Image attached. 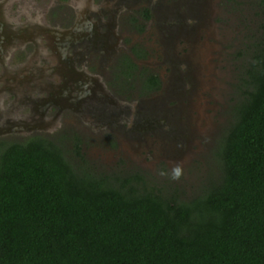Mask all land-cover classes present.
Here are the masks:
<instances>
[{"label": "flooded vegetation", "instance_id": "af4514ba", "mask_svg": "<svg viewBox=\"0 0 264 264\" xmlns=\"http://www.w3.org/2000/svg\"><path fill=\"white\" fill-rule=\"evenodd\" d=\"M223 1L0 0V140L69 126L138 165L172 162L210 111L211 70L194 62L226 24Z\"/></svg>", "mask_w": 264, "mask_h": 264}, {"label": "trees", "instance_id": "16d2710c", "mask_svg": "<svg viewBox=\"0 0 264 264\" xmlns=\"http://www.w3.org/2000/svg\"><path fill=\"white\" fill-rule=\"evenodd\" d=\"M257 2L231 119L196 192L163 193L139 173L95 176L44 137L1 140L0 264H264V0Z\"/></svg>", "mask_w": 264, "mask_h": 264}, {"label": "rangeland", "instance_id": "374dc122", "mask_svg": "<svg viewBox=\"0 0 264 264\" xmlns=\"http://www.w3.org/2000/svg\"><path fill=\"white\" fill-rule=\"evenodd\" d=\"M217 6L221 8L220 1ZM258 10L257 0L222 2L221 18L226 24L222 30L219 26L211 27L208 57L204 62H194L197 72L211 70L207 72V85L202 95L210 111L205 114L204 128L199 124L202 133L193 134V142L189 143L185 152L176 154L172 162L160 159L138 165L130 154L118 150L114 141L100 140L89 131H78L69 126L57 129L54 139L48 140L61 146L71 164L95 176L123 177L139 173L149 185L162 189L163 193L176 191L181 197L193 195L196 186L214 170L212 152L231 119V109L237 100V86L243 77L242 64L250 55L245 45L254 32ZM240 51H243L241 57ZM77 150L81 155L76 153Z\"/></svg>", "mask_w": 264, "mask_h": 264}, {"label": "water", "instance_id": "95a60500", "mask_svg": "<svg viewBox=\"0 0 264 264\" xmlns=\"http://www.w3.org/2000/svg\"><path fill=\"white\" fill-rule=\"evenodd\" d=\"M32 126H33V125H32ZM1 131H3L2 133H4V132H5V130H3V129H2Z\"/></svg>", "mask_w": 264, "mask_h": 264}]
</instances>
